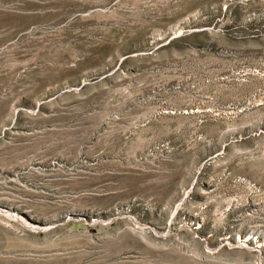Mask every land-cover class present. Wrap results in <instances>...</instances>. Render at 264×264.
I'll return each instance as SVG.
<instances>
[{"label": "rangeland", "instance_id": "rangeland-1", "mask_svg": "<svg viewBox=\"0 0 264 264\" xmlns=\"http://www.w3.org/2000/svg\"><path fill=\"white\" fill-rule=\"evenodd\" d=\"M0 264H264V0H0Z\"/></svg>", "mask_w": 264, "mask_h": 264}]
</instances>
